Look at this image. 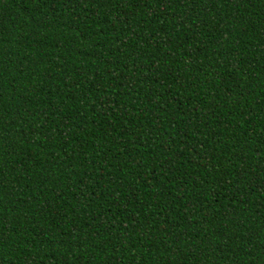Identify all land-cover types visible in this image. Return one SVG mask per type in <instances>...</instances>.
Here are the masks:
<instances>
[{
    "label": "trees",
    "instance_id": "1",
    "mask_svg": "<svg viewBox=\"0 0 264 264\" xmlns=\"http://www.w3.org/2000/svg\"><path fill=\"white\" fill-rule=\"evenodd\" d=\"M0 264H264V0H0Z\"/></svg>",
    "mask_w": 264,
    "mask_h": 264
}]
</instances>
